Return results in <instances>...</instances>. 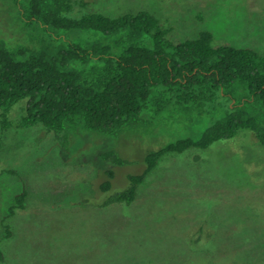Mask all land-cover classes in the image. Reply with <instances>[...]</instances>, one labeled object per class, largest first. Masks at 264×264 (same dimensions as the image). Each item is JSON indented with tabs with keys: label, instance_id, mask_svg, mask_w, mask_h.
Here are the masks:
<instances>
[{
	"label": "rangeland",
	"instance_id": "rangeland-1",
	"mask_svg": "<svg viewBox=\"0 0 264 264\" xmlns=\"http://www.w3.org/2000/svg\"><path fill=\"white\" fill-rule=\"evenodd\" d=\"M87 3L111 16L147 10L174 42L208 30L215 43L264 54V0ZM22 25L18 8L0 0V38L29 43L36 31ZM23 105L9 119L18 122ZM145 118L117 135L78 126L67 145L41 123L0 129V264H264V144L249 130L165 153L131 202L99 206L145 169L149 152L199 130L168 110ZM23 188L24 208L5 220L11 235L2 239V218Z\"/></svg>",
	"mask_w": 264,
	"mask_h": 264
},
{
	"label": "trees",
	"instance_id": "trees-1",
	"mask_svg": "<svg viewBox=\"0 0 264 264\" xmlns=\"http://www.w3.org/2000/svg\"><path fill=\"white\" fill-rule=\"evenodd\" d=\"M36 36L27 44L0 38V129L41 123L67 145L78 126L117 135L168 110L198 128L146 155V167L99 204L131 202L162 155L206 148L249 130L264 144V54L215 43L208 30L174 42L170 27L147 10L109 15L86 11L87 0H8ZM23 102L18 122L8 117ZM109 177L113 176L107 170ZM109 179L100 188L108 190ZM14 195L2 218L24 208ZM0 249V261L2 260Z\"/></svg>",
	"mask_w": 264,
	"mask_h": 264
}]
</instances>
